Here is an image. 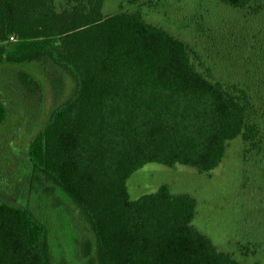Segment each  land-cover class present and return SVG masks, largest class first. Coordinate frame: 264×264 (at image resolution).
Listing matches in <instances>:
<instances>
[{
    "label": "trees",
    "instance_id": "trees-1",
    "mask_svg": "<svg viewBox=\"0 0 264 264\" xmlns=\"http://www.w3.org/2000/svg\"><path fill=\"white\" fill-rule=\"evenodd\" d=\"M109 1L0 0V66L14 88L44 95L41 75L61 91L53 96L59 101L65 76L74 82L20 159L15 190L0 192V264H53L45 188L82 213L87 263L248 264L193 224L194 196L164 184L131 200L127 180L148 163L208 174L239 136L245 160L263 154L259 98L248 85L215 76V62L146 19L167 13L163 0H116L106 13ZM217 2L264 14V0ZM0 83L13 89L6 78ZM7 116L0 99V125ZM256 251L242 247L244 257Z\"/></svg>",
    "mask_w": 264,
    "mask_h": 264
},
{
    "label": "rangeland",
    "instance_id": "rangeland-1",
    "mask_svg": "<svg viewBox=\"0 0 264 264\" xmlns=\"http://www.w3.org/2000/svg\"><path fill=\"white\" fill-rule=\"evenodd\" d=\"M163 1L167 13L148 12L146 19L190 42L210 65L215 62V76L248 85L259 98L257 107L264 118V92L261 96L264 91V14L250 16L224 7L217 0H202L204 4L201 0ZM116 7L117 1L110 0L106 13ZM196 14L201 17L196 19ZM197 21L203 22L204 28ZM6 67L0 66V80L6 78L13 89L6 90L0 83V99L8 106V116L0 125V192L15 190L17 169L22 167L18 164L20 159L26 156L29 143L47 122L52 108L71 93L74 84L66 75L64 98L56 101L53 96L61 91L51 90L43 76L39 75L44 82V95L40 91L14 88L16 79L5 76ZM245 148L241 136L229 141L222 162L208 174L184 165L170 168L148 163L127 180L130 199L153 193L164 184L175 193H189L198 202L193 224L220 250L233 252L248 264L264 262V153L253 152L245 160ZM41 183L43 190L44 183ZM43 194L48 207L53 264H93L91 259L87 263L83 257L82 247L90 232L81 220L82 213L63 193L53 199V191L45 188ZM34 202H38V197H34ZM244 246L250 250L257 248L256 254L244 257Z\"/></svg>",
    "mask_w": 264,
    "mask_h": 264
}]
</instances>
